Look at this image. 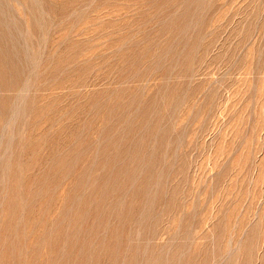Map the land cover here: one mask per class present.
Here are the masks:
<instances>
[{
	"label": "rangeland",
	"instance_id": "1",
	"mask_svg": "<svg viewBox=\"0 0 264 264\" xmlns=\"http://www.w3.org/2000/svg\"><path fill=\"white\" fill-rule=\"evenodd\" d=\"M0 55V264H264V0H0Z\"/></svg>",
	"mask_w": 264,
	"mask_h": 264
},
{
	"label": "bare ground",
	"instance_id": "2",
	"mask_svg": "<svg viewBox=\"0 0 264 264\" xmlns=\"http://www.w3.org/2000/svg\"><path fill=\"white\" fill-rule=\"evenodd\" d=\"M3 28V27H2ZM7 34V33H6ZM9 44V43H8ZM1 56V55H0ZM2 59V58H1ZM10 63V62H9ZM18 73V72H17ZM13 106V105H12ZM2 128V127H1ZM147 164V163H146ZM131 210V209H130Z\"/></svg>",
	"mask_w": 264,
	"mask_h": 264
}]
</instances>
